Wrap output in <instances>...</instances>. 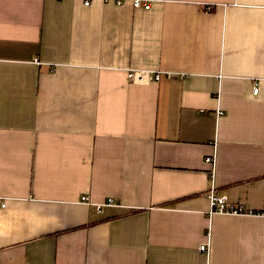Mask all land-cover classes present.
<instances>
[{
    "label": "crops",
    "instance_id": "1",
    "mask_svg": "<svg viewBox=\"0 0 264 264\" xmlns=\"http://www.w3.org/2000/svg\"><path fill=\"white\" fill-rule=\"evenodd\" d=\"M0 264H264V0H0Z\"/></svg>",
    "mask_w": 264,
    "mask_h": 264
},
{
    "label": "built area",
    "instance_id": "2",
    "mask_svg": "<svg viewBox=\"0 0 264 264\" xmlns=\"http://www.w3.org/2000/svg\"><path fill=\"white\" fill-rule=\"evenodd\" d=\"M105 2H114L116 5H120L124 1H130L133 7H143L144 9H149L151 6V1L152 0H103ZM83 3L87 5L89 3V0H83ZM144 71L143 70H136V69H131L127 73V77L131 82L134 81H141L144 79ZM156 78H158V73L154 74ZM259 89V86L257 83H255L252 87V93L256 94ZM206 162H212L211 157L207 156L205 158ZM207 198L209 200V206L212 212H217V213H228V214H242L245 213L244 209L240 206H232L229 205L226 202L225 196H221L216 194L213 188L209 189L207 193ZM81 201L90 203L89 199L87 196H81ZM94 209L97 212H100L104 206H121L120 202L116 200V198L113 197H107L101 202H94L92 203ZM200 250H205L206 246L205 244H200L199 246Z\"/></svg>",
    "mask_w": 264,
    "mask_h": 264
}]
</instances>
